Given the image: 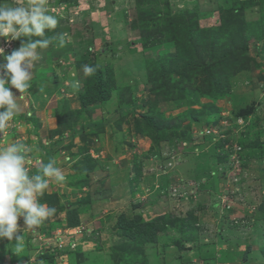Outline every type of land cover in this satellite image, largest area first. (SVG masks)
Masks as SVG:
<instances>
[{
  "label": "rangeland",
  "instance_id": "rangeland-1",
  "mask_svg": "<svg viewBox=\"0 0 264 264\" xmlns=\"http://www.w3.org/2000/svg\"><path fill=\"white\" fill-rule=\"evenodd\" d=\"M47 6L46 37L71 42L37 50L0 148L65 180L38 197L54 215L0 239V264H264V0Z\"/></svg>",
  "mask_w": 264,
  "mask_h": 264
},
{
  "label": "clouds",
  "instance_id": "clouds-1",
  "mask_svg": "<svg viewBox=\"0 0 264 264\" xmlns=\"http://www.w3.org/2000/svg\"><path fill=\"white\" fill-rule=\"evenodd\" d=\"M59 20L49 12L47 0H0V37L8 41L20 40V46L10 54L0 47V57L5 63L0 73V131L16 115L18 104L12 88L20 94L32 88L34 62L38 49L62 48L71 42L68 33L46 37V32L55 30ZM26 37V40L21 38ZM99 66L84 65L83 72L91 76ZM79 88V81L72 85ZM23 143H13L0 148V239L22 238L18 219L23 218L24 228L35 229L54 215L56 209L38 202L49 187V180L63 182L61 170L49 161L38 172L30 174L26 167V152ZM19 250V244L17 247Z\"/></svg>",
  "mask_w": 264,
  "mask_h": 264
},
{
  "label": "built area",
  "instance_id": "built-area-1",
  "mask_svg": "<svg viewBox=\"0 0 264 264\" xmlns=\"http://www.w3.org/2000/svg\"><path fill=\"white\" fill-rule=\"evenodd\" d=\"M240 122H242V120L240 119ZM206 133H208L210 130L209 129H205L204 130ZM236 156V155H235ZM238 159V158H237Z\"/></svg>",
  "mask_w": 264,
  "mask_h": 264
},
{
  "label": "crops",
  "instance_id": "crops-1",
  "mask_svg": "<svg viewBox=\"0 0 264 264\" xmlns=\"http://www.w3.org/2000/svg\"><path fill=\"white\" fill-rule=\"evenodd\" d=\"M35 170H37V168H35Z\"/></svg>",
  "mask_w": 264,
  "mask_h": 264
}]
</instances>
